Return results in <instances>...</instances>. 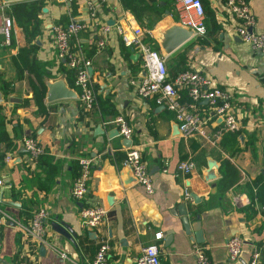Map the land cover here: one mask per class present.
I'll use <instances>...</instances> for the list:
<instances>
[{"label":"crops","instance_id":"crops-1","mask_svg":"<svg viewBox=\"0 0 264 264\" xmlns=\"http://www.w3.org/2000/svg\"><path fill=\"white\" fill-rule=\"evenodd\" d=\"M29 1L0 0L12 19L8 43L0 36V128L6 135L0 141V210L9 216L1 225L0 264H89L101 242L108 246V264H134L141 247L152 243L161 264H196L197 245L205 247L210 264H247L253 249L264 246V207L250 203L254 185L264 181V51L236 37L238 21L222 0H200L205 33L190 34L170 51L163 44L173 28H181L174 0H156L155 10H140L146 0H133L138 19L120 0H40L35 18L25 22L12 10ZM247 1L255 19L251 31L264 36V0ZM68 21L84 24L69 46L89 61L85 69L96 102L88 111L79 107L74 71L57 58L52 42L51 27ZM103 23L109 26L106 34L99 30ZM136 26L143 30L139 39L163 57L168 78L195 69L212 86L231 93V110L240 125L235 140L227 133L212 140L217 118L207 122L206 137L183 136L172 111L153 97H137L135 83L144 72L129 42ZM55 80L75 96L47 102L46 85ZM177 100L188 101L185 87L177 89ZM196 110L206 117L210 109L200 100ZM117 114L131 128V142L152 180L151 194L121 165L128 145L113 135L111 120ZM27 136L44 148L42 154L33 158L22 148L20 140ZM83 156L91 158L87 191L75 201L69 188L76 160ZM186 160L193 161L192 171L176 173V164ZM223 173L229 183L221 188ZM93 205L106 207L105 219L96 228H83L77 211ZM38 209L46 214L43 244L14 225L26 223ZM181 213L187 217L188 234ZM54 223L67 225L73 241L61 237ZM156 232L161 233L158 240ZM197 232L201 242L194 240ZM230 236L242 242L232 262L224 248Z\"/></svg>","mask_w":264,"mask_h":264},{"label":"built area","instance_id":"built-area-1","mask_svg":"<svg viewBox=\"0 0 264 264\" xmlns=\"http://www.w3.org/2000/svg\"><path fill=\"white\" fill-rule=\"evenodd\" d=\"M174 8L177 14L178 24L191 31V35L202 36L205 33L203 23V7L200 0H174ZM223 7L230 12L238 21L234 27V34L238 39L250 45L253 50L264 51V36L251 31L254 24L247 0H222ZM84 26L79 21H68L66 25H53L51 27L52 42L55 47L58 59L65 61L68 68L74 71V87L77 89V101L79 107L88 111L96 102L95 93L92 90L86 73V66L89 61L80 59L70 49L69 39L75 35L77 30ZM12 27V19L4 12L0 4V36L5 43H8ZM100 32L106 34L109 26L105 23L100 25ZM121 33V29L117 28ZM146 34L149 31H145ZM143 30L139 27L130 29L129 42L133 45L143 69V76L135 83V94L141 99L153 97L157 104H162L169 111H172L177 123L178 131L183 136L200 135L206 137L205 126L210 119L217 118L219 126L212 134V140H217L224 133L239 132L240 125L237 117L232 112L231 93L226 89L212 86L210 81L195 69H185L168 78L163 57L158 50L153 49L149 44L139 39ZM98 46L103 41H98ZM134 83V81H131ZM185 87L188 101L180 103L177 100V89ZM204 100L209 105V113L202 117L196 110V103ZM112 124L121 138L130 139L126 147L121 165L127 167L136 184L142 187L146 194L153 192L152 180L147 172V167L141 159L138 150L131 142V128L121 114L115 115ZM22 148L33 158L44 152V148L30 136L22 137L20 140ZM77 172L71 181L69 195L72 199L80 200L87 191V181L90 174L91 158L78 157L76 160ZM194 163L192 160L180 161L175 166V172L185 175L192 171ZM185 198L188 196L184 193ZM106 207L102 205L81 206L77 211L79 223L83 228L93 229L98 227L106 216ZM9 216L0 210V234L3 220ZM45 210L34 211L29 220L24 223L14 221L16 229L25 237L36 244L45 243ZM161 238V233L156 232L154 239ZM241 239L237 236H230L224 242L227 259L236 261L241 251ZM107 244L101 242L89 264H108ZM196 264H210L206 255L205 247L197 245L193 249ZM264 264V252L254 248L250 254L247 264ZM134 264H161L156 244H148L140 249L139 255L135 258Z\"/></svg>","mask_w":264,"mask_h":264},{"label":"water","instance_id":"water-1","mask_svg":"<svg viewBox=\"0 0 264 264\" xmlns=\"http://www.w3.org/2000/svg\"><path fill=\"white\" fill-rule=\"evenodd\" d=\"M4 1H12V0H4ZM171 34H169L165 40V43L163 44V48L165 49V51H170L173 48H175L176 46H178L181 42H183L185 39H187L190 34L191 31L188 29H185L183 27H177V28H173L171 30ZM131 50H133V47L131 48ZM137 55V53H136ZM88 73L91 74V69L88 68L87 69ZM47 91H46V101L47 102H51V101H55V100H59V99H65V98H71L75 96L74 91H72L71 89H69L63 81L61 80H55L51 83H47ZM1 95H0V101H1ZM117 133V130L115 129L114 134L115 135ZM111 134V136H113ZM125 139V138H123ZM127 145H129L130 143V139H125ZM181 218H180V222H181V226L184 230L185 234L189 233V224L187 221V217L184 216V213L180 214ZM53 229L61 236L64 237L65 239L69 240L70 242L73 241V237H74V233L70 230L69 227H67V225L65 224H58V223H54L52 224ZM201 237L199 236V233H195L194 234V240L196 242H201L202 240L200 239Z\"/></svg>","mask_w":264,"mask_h":264},{"label":"trees","instance_id":"trees-1","mask_svg":"<svg viewBox=\"0 0 264 264\" xmlns=\"http://www.w3.org/2000/svg\"><path fill=\"white\" fill-rule=\"evenodd\" d=\"M120 2L123 5V7L131 9L134 12L137 19L139 18L137 11L134 9V7L131 6V4L133 3V0H120ZM23 4H25L26 6H23L21 10H16V9L12 10L14 16L19 17L21 20L25 22L32 21L35 18L36 13L40 10V7H41L40 0L39 1L31 0L28 3H23ZM149 6L152 10L153 9L155 10L156 0H146V2L142 3V5H139V8L141 10L143 7L147 8ZM203 12H204V9H203ZM152 48L156 49L154 47ZM237 134L238 132L237 133H227V135L225 134V136H230L233 140H235V137ZM5 139H6V135L4 131L0 128V141L5 140ZM2 160H3V153L0 152V163L2 162ZM225 173H223V176L221 177V179H219V182H218L221 188L225 187L229 183V179L228 178L226 179L224 176ZM250 203L251 205H254V203H258L264 207V181L254 185L253 192L250 193ZM260 250L264 252V246L260 248Z\"/></svg>","mask_w":264,"mask_h":264}]
</instances>
